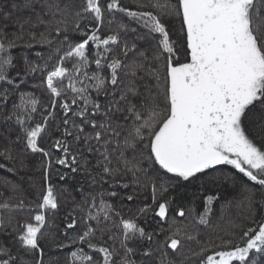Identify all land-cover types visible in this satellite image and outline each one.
I'll return each mask as SVG.
<instances>
[{
  "label": "snow or ice",
  "instance_id": "snow-or-ice-1",
  "mask_svg": "<svg viewBox=\"0 0 264 264\" xmlns=\"http://www.w3.org/2000/svg\"><path fill=\"white\" fill-rule=\"evenodd\" d=\"M0 170V264H264V0H3Z\"/></svg>",
  "mask_w": 264,
  "mask_h": 264
},
{
  "label": "trees",
  "instance_id": "trees-1",
  "mask_svg": "<svg viewBox=\"0 0 264 264\" xmlns=\"http://www.w3.org/2000/svg\"><path fill=\"white\" fill-rule=\"evenodd\" d=\"M0 2H3V0H0ZM133 2V0H123L124 4H131ZM181 59H184L183 55H181ZM57 167H62V166H57ZM64 171H68V170H64ZM5 178H7L8 180H12L15 181L17 179V177H14L11 175V173H5L3 170H0V180H4ZM34 181L35 183L39 184L41 183V178H40V173L36 172L34 174ZM53 185L56 187L57 189V195L60 199V202L62 204V206L67 209L71 206L72 203V198L75 197L77 200L80 199V194L78 192L75 191L74 189V182L72 181H60L58 179V175L57 174H53L52 177V181ZM149 202V201H146ZM197 210L199 211V205L200 202L197 201ZM217 207L216 205H214V208ZM230 211H235L234 209H231ZM62 219V217H57V220L60 221ZM182 219V218H181ZM62 223H61V227H62ZM67 251V250H66Z\"/></svg>",
  "mask_w": 264,
  "mask_h": 264
}]
</instances>
